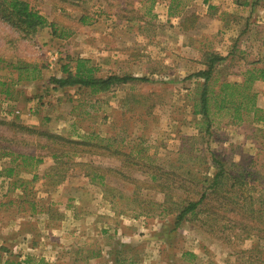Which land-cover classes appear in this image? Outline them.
<instances>
[{"label":"rangeland","instance_id":"obj_1","mask_svg":"<svg viewBox=\"0 0 264 264\" xmlns=\"http://www.w3.org/2000/svg\"><path fill=\"white\" fill-rule=\"evenodd\" d=\"M25 1L48 24L22 35L0 7V81L14 83L11 97L0 94V235L13 223L15 244L26 233L49 238L43 231L60 222L47 219L64 218L58 264H115L119 251L124 264H264V81L252 87L256 114L212 112L209 123L195 114L210 55L225 58L214 66L216 93L264 67V0H240V13L236 0ZM78 59L99 79L148 80L100 92L56 86ZM25 65L40 77L19 82ZM10 152L43 163L9 176ZM203 194L197 214L178 222ZM24 249L15 247V263Z\"/></svg>","mask_w":264,"mask_h":264},{"label":"trees","instance_id":"obj_2","mask_svg":"<svg viewBox=\"0 0 264 264\" xmlns=\"http://www.w3.org/2000/svg\"><path fill=\"white\" fill-rule=\"evenodd\" d=\"M174 1L175 0H173V2ZM0 7H2L1 12L3 16H6L5 20L20 31L22 35L35 37L39 31L45 28L48 24L47 19L25 0H2ZM80 22L87 24L88 18L83 16ZM52 27L55 33L56 26L52 24ZM224 59V57L219 55H210L208 57L209 69L198 73V76L204 79V83L202 86L203 92L201 94L200 101L195 108V114L202 116L205 123L206 121L209 123L212 112L217 113L232 110L234 112L233 118L241 120L243 112H254L256 114L259 111L256 106L257 94L253 92L252 87L255 82L264 81V67L248 69L244 74V80L242 82L222 81L219 91L216 93L211 86L214 66L215 64L222 62ZM90 64L91 63L88 60L78 59L74 70H72L69 65H64V76L59 79H52V82L61 88L79 86L90 88L95 92H100L110 89L114 84H126L133 81L143 82L148 80L145 78H134L130 76H110L106 79H99L95 77L97 69L90 66ZM18 70L22 73V75H20L19 82L24 80L22 76L25 72L30 74L27 78L29 81H34L41 75V69L37 66L25 65L19 67ZM13 86L14 83L0 81V94L5 95L6 98L11 97ZM12 126L17 127L15 124H12ZM18 126L28 134L32 133L31 129L21 125ZM4 156L13 157L11 164H16V167L12 166L5 169L9 176H13L17 168L25 167L33 170L38 165L43 163L42 158L33 155L28 156L19 154L18 156H15L14 152H10L5 153ZM60 159L61 158L59 157V160ZM1 174L2 173H0V175ZM224 178L225 173L223 172V168H221L211 182L210 188L213 189V192L216 193V188L222 187ZM206 199L207 195L203 194L199 201L190 203L188 207H184L179 212L178 222H182L190 214L196 215L197 209ZM122 253L123 252L119 251L116 255V259L114 260L115 264L126 263V259H121ZM29 262V260L17 263L13 261L12 263L9 262V264H29ZM131 264H135V262L132 261Z\"/></svg>","mask_w":264,"mask_h":264},{"label":"crops","instance_id":"obj_3","mask_svg":"<svg viewBox=\"0 0 264 264\" xmlns=\"http://www.w3.org/2000/svg\"><path fill=\"white\" fill-rule=\"evenodd\" d=\"M197 1V0H196ZM228 1V0H227ZM211 2H216L213 3L215 6L218 4H223L222 0H203V3H211ZM226 2V0H225ZM236 9L239 13L241 11H245L248 10V8H246V6H244L242 4V2L240 0H236ZM247 5V4H246ZM248 7V6H247ZM234 12V11H233ZM220 21H224V17L219 18ZM240 23V22H239ZM238 23V25H239ZM235 25V24H234ZM230 27V31L236 30L237 27L233 26V24L229 25ZM241 27V26H239ZM13 112H17V111H13ZM12 114V113H10ZM27 124V123H25ZM1 212V209H0ZM54 217V216H53ZM53 219V218H52ZM48 223H59V225L56 228H51L49 230H45L43 232L45 236L43 239H41V235L42 234H38V239L36 241L37 236L35 237L34 235L28 236V233H26L27 235L22 236V238H18L21 234H19L18 238V242L17 244H15L13 242L14 238L16 237L14 234V229H13V223H11L12 229H11V233H9L8 231H6V234L4 235H0V251L2 250V252H4L3 254H5L3 257L0 256V264H9V262H13V256L15 254V247L21 245V243H24L25 246V253H22V260L19 262H25L27 260H33L35 261L34 264H39L40 262L43 264L48 263V264H58V262H60V260H62L59 256L60 252L62 251L63 247H64V230H65V222L68 220H65L64 218H62V221L56 220V221H51L49 219H47ZM5 227L6 230L8 229V221H5ZM73 223H76V221L74 220ZM2 225L1 221H0V226ZM77 224H73V226H75ZM36 233V232H35ZM37 234V233H36ZM54 239V242H53ZM52 247L54 249H52ZM48 251L47 253H43L42 251ZM42 252V254H38V253ZM48 254V255H47ZM89 261V260H88ZM89 264V263H88ZM251 264V263H249Z\"/></svg>","mask_w":264,"mask_h":264},{"label":"built area","instance_id":"obj_4","mask_svg":"<svg viewBox=\"0 0 264 264\" xmlns=\"http://www.w3.org/2000/svg\"><path fill=\"white\" fill-rule=\"evenodd\" d=\"M59 62H60V55L59 53L56 52L55 54H53L51 59L48 61V64H47L48 69L50 70L56 69V67L59 65ZM17 113L19 112L17 111Z\"/></svg>","mask_w":264,"mask_h":264}]
</instances>
